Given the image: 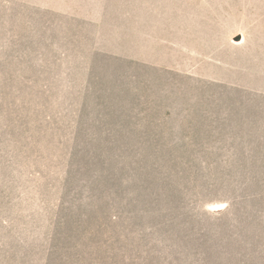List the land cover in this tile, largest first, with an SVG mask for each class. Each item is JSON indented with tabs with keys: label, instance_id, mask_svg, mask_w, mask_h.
Segmentation results:
<instances>
[{
	"label": "rangeland",
	"instance_id": "1",
	"mask_svg": "<svg viewBox=\"0 0 264 264\" xmlns=\"http://www.w3.org/2000/svg\"><path fill=\"white\" fill-rule=\"evenodd\" d=\"M0 264H264V0H0Z\"/></svg>",
	"mask_w": 264,
	"mask_h": 264
}]
</instances>
